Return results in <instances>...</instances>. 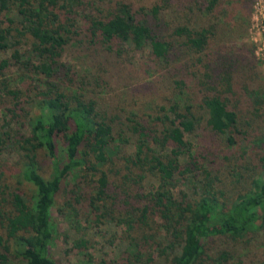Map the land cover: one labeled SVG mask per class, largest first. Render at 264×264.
<instances>
[{
  "label": "trees",
  "instance_id": "obj_1",
  "mask_svg": "<svg viewBox=\"0 0 264 264\" xmlns=\"http://www.w3.org/2000/svg\"><path fill=\"white\" fill-rule=\"evenodd\" d=\"M254 2L0 0V264H58V200L74 227L83 206L88 230L121 229L119 257L89 264H264V65L225 38ZM70 51L147 54L170 96L104 109L109 80ZM205 121L218 155L187 139Z\"/></svg>",
  "mask_w": 264,
  "mask_h": 264
},
{
  "label": "rangeland",
  "instance_id": "obj_2",
  "mask_svg": "<svg viewBox=\"0 0 264 264\" xmlns=\"http://www.w3.org/2000/svg\"><path fill=\"white\" fill-rule=\"evenodd\" d=\"M133 1L138 2L139 5L150 6L156 0ZM253 5L246 28L243 27V30L232 33L230 31L226 33L227 36L225 37L230 41L229 45L234 46L236 51L246 54L251 48L257 51V44L264 43V32L256 27L263 19L264 0H255ZM147 58V54L138 55L137 57L130 54L129 57L117 59V61L107 65L105 62H93L88 55L75 54L74 51H70L65 55L63 61L78 70L80 77L92 78L93 75L99 74V76L103 75L109 80L111 86L109 88L104 87L96 95L102 108L115 112L123 108L128 113L135 111L142 114L141 112L154 110L157 104L164 102L170 96L169 85L161 78L155 65L146 63ZM252 60L254 59L252 58ZM255 61L260 64V67L263 65L261 60V63L257 58H255ZM262 71L264 74L263 66ZM154 79H157L158 82ZM218 138L209 132L206 121L199 125L193 137L187 135V139L193 141L192 143L200 151L213 156L218 155L222 146ZM12 159L13 157L10 154L0 156V164L5 165L7 163L12 166ZM68 181L73 183L71 177ZM180 189L184 190L183 186ZM25 192L30 193L27 190ZM62 204L63 201L58 200L53 209L56 234L50 249L51 255L58 264H89L90 257H93L95 261L103 258L113 260L119 257L121 251L125 248V244L119 239L121 229L114 228L112 225H105L88 230L90 224L83 215L87 212V209L83 206H78V208L83 209V213L78 218V226L74 227L67 217L62 214ZM115 236L118 237V240L114 243Z\"/></svg>",
  "mask_w": 264,
  "mask_h": 264
},
{
  "label": "built area",
  "instance_id": "obj_3",
  "mask_svg": "<svg viewBox=\"0 0 264 264\" xmlns=\"http://www.w3.org/2000/svg\"><path fill=\"white\" fill-rule=\"evenodd\" d=\"M262 18L263 19L260 21V23L257 24L256 27L259 30H263V32H264V14H263ZM257 48H258L256 51L257 57L262 61L263 65H264V43L261 45L257 44Z\"/></svg>",
  "mask_w": 264,
  "mask_h": 264
}]
</instances>
